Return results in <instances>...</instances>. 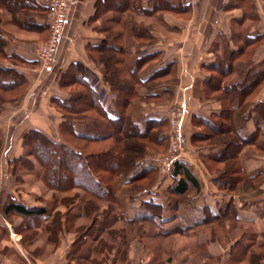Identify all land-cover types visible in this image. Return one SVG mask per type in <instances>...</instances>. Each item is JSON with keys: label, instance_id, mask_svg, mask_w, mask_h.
Segmentation results:
<instances>
[{"label": "crops", "instance_id": "1", "mask_svg": "<svg viewBox=\"0 0 264 264\" xmlns=\"http://www.w3.org/2000/svg\"><path fill=\"white\" fill-rule=\"evenodd\" d=\"M33 1L43 10L33 14L32 30H23L12 24L9 16L6 17L10 29L4 37L9 42L5 52L9 56H19L27 62V64L16 68L29 81L28 92L21 101V106L25 107L24 115L26 117L21 123L14 124V127H11L13 125L9 123V125L5 123L0 125V134L7 137L6 154H9L7 156L9 161L21 156L23 151L21 135L25 131L37 129L56 140L55 136L59 134L62 113L54 107L53 100L55 98L61 100L71 98L70 92H66L65 88L60 85L62 74L73 65H81L85 69L83 79L89 83L92 82L99 88L102 82L97 79L96 75H92L93 72L95 74L101 71L95 66L96 60L93 57L100 56L97 49L106 45L123 47L120 41L122 42L124 37L118 38L119 36L115 35L113 41L105 37L108 18L105 19L104 16L109 13L107 8L112 9L118 2L120 3V0H79L78 6L70 15L58 63L53 68L41 71L35 50L46 40L48 35V11L39 0ZM169 1L185 8L172 11L162 6L156 14L133 16V22L140 25V29H145L146 32L143 36L137 34L136 36L131 32L127 39L135 42L147 39L148 43L145 45L132 43L128 45V49L125 48L127 53L135 56L128 63V68L139 71L138 81L141 82V84L136 83L138 96L128 109V115H135L138 121L159 120L167 117L168 105L181 103L188 115L183 125L185 128L197 117L209 119L213 115L221 113L220 101L215 98L208 100L204 96L203 83L210 76V71L206 69V66L218 62L219 56H223L226 48L230 52L239 51V58L233 63L236 69L233 81H241L246 78L251 68L246 62L249 54L251 61L255 64L264 61V0H200L195 7H191L186 0ZM151 2L152 0H139L138 4L141 8L147 9L151 7ZM118 27L121 29V23ZM140 29L138 28V30ZM145 35L147 38H144ZM246 35L253 38L260 36V41L253 52H249L250 47L245 48ZM115 42L119 45H115ZM124 52L123 49L121 53ZM145 56H148V60L140 63V60ZM101 58L102 56L99 57V59ZM170 66L171 73L161 77L160 81L162 82L158 84L159 86L153 85L157 84L154 82L148 84L147 80L152 74ZM89 69L92 70V73H87ZM173 73L175 80L169 82V77ZM131 79L133 82H137L136 78ZM96 91L99 103L106 111L105 107L109 105L108 96L106 97L104 90L101 92L97 89ZM101 93L105 94V97L101 96ZM167 95L169 96L168 102L160 103V100ZM263 101L264 87L255 97L254 103ZM109 109L116 115H121L114 103H110ZM4 115L10 114L3 112L0 119L5 118ZM12 115H16L15 110ZM33 115H41L46 120L49 119V122L52 119V124L45 120V124L38 125V121L35 119L33 121L30 118ZM255 115L253 113V117L245 123L242 133L245 137H249L255 135L259 129V139L263 142L264 147V123L257 126L253 119ZM35 122L36 125H32ZM97 135H101V133ZM214 150L218 151L219 149ZM182 160L193 167L194 162L186 157ZM153 163L150 160L144 162L145 165ZM244 166L247 173L252 176L264 172V154L254 153L246 157ZM173 183L172 178L163 177L156 190H150L145 197L140 196L141 198L137 197L135 201L130 202L129 211L124 213L128 222L125 221L123 222L125 224L122 225V221H114L113 228L125 229L129 244L124 255L115 256V250L111 252V258L115 257L113 264H227L236 239L220 238L216 235L217 232L212 230L213 224L197 226L202 220L203 214L195 207L199 209L209 207L214 212L217 211L218 206L226 204L223 202L224 200L227 203L233 200L237 204L238 197L230 196L223 200L222 197L216 195V188L212 184H207L205 189L194 197L193 206L186 205L187 208H181L180 216L177 219L164 224L132 222L142 200L157 199L167 203L165 194L167 195L166 191ZM260 189L264 192V181ZM24 196L30 199L28 194ZM8 197L20 201L13 194L6 195L5 199ZM36 199L38 198L32 200L34 202L29 203V206L42 207L41 204H38L39 202H36ZM114 214L112 217L115 216ZM237 220L254 223L253 225L258 228L259 235L264 234V217L257 216L254 210L238 208ZM21 223L22 218H18L15 225L5 218L1 219L0 226L4 229L3 231L0 229V264H27L17 249L21 243L18 239L19 236L13 230ZM60 234L59 238L51 237L48 242L45 237L35 242L37 251L33 254L34 264H75V257L78 254L71 255L77 234L74 233V229ZM94 243V238H89L79 254L83 256L90 254ZM117 257L118 259H116Z\"/></svg>", "mask_w": 264, "mask_h": 264}, {"label": "trees", "instance_id": "2", "mask_svg": "<svg viewBox=\"0 0 264 264\" xmlns=\"http://www.w3.org/2000/svg\"><path fill=\"white\" fill-rule=\"evenodd\" d=\"M138 3L139 0H120V3L118 2L112 9L107 8V12L109 11L108 14L110 15L107 19L105 32L112 34L117 30L120 23L124 25V16L127 12L151 15L156 14L162 6L172 11L178 8H185L169 0H152L151 7L147 9L141 8ZM40 10H43V8L38 6L33 0H0V23L1 18H3L2 14H5L10 17L12 24L29 31L33 29V14ZM1 28L0 26V60H13L19 64H27L19 56L6 54L7 41L3 32H1ZM136 32L138 34L140 30ZM123 35H125V32L121 30L116 37ZM259 41L260 36L253 38L246 35L245 48L250 47L249 52H253ZM97 50L102 57L109 55L112 60L111 64L116 66L122 64L120 60L112 59L109 53H113L116 56L121 54L122 56L123 47L117 48L114 45H106ZM238 52H230L226 48L218 62L206 66V69L210 71V76L203 83L204 95L207 98H215L220 101L222 111L209 119L200 117L195 119L200 124L198 127H204L209 130V133H195L194 135L197 137L208 141L221 136L229 139V143L221 145L222 149H219L216 153L209 154L211 157L217 155L221 161L224 159L223 156L227 155V158H230L232 163L235 161L239 166L238 171L228 168L229 171L231 170V176L218 182L220 190L225 191L235 185L234 181L237 182L240 179L251 181L257 177V175L246 176L244 165L240 162L239 156L240 151L244 147L256 143L260 135L258 129L255 135L245 137L242 133L245 123L252 117L253 113L257 116V126L264 120V101L257 104L253 103L257 94L264 87V61L255 64L251 61L249 54L246 62L251 68L246 78L241 81H233L236 73L233 63L239 58ZM100 56L93 57L94 59H99ZM147 60L148 56H145L140 60V63H144ZM84 71L85 69L81 65H73L63 73L60 79L61 87L66 88L74 85L79 89L71 93L69 100L58 98L53 100L54 106L63 115V122L60 126L61 134L67 138L70 144L53 140L43 132L33 129L23 136L24 145L30 156L29 159L21 158L15 162L29 161L30 167L26 166L29 170L36 169L37 165L40 166L38 178L47 188L55 192L53 198L55 206H57L56 204L76 206L80 199L84 200L83 209L76 217H85L88 220V224L78 225L76 229L74 228L77 240L73 244V249L76 254L79 253L91 237L94 238L95 243L91 248L90 254L77 256L74 262L75 264H107L109 258H111V252L115 250V256L120 252L121 245L118 244L119 240L121 242L122 240L124 241L125 247L129 244L125 229L113 228L114 221L128 222L125 215L121 216L116 213L117 211L113 210V208H120L122 186L124 185L127 189H131V198L135 199L140 193L150 192V184L155 181L157 175V166L145 165L140 161V158L144 156L147 150V144L145 143L146 146H140L138 143H142L144 140L150 144L159 145L163 143L165 137L159 134L158 131H161L166 126L169 119L163 117L159 120L138 121L128 117V108L133 98L138 96L137 84H141L138 81L139 71L130 69V84L112 79L113 75H110V78L108 74H105V79L112 85L113 90L119 96V109L121 112V116L117 118L109 117L104 107L99 103L97 91L91 87L87 80L83 79ZM171 71L172 68L170 66L155 72L147 80L148 84H153L150 82H162L160 81L161 77L166 76ZM112 73L121 75V72L119 73L114 69ZM131 78H136L137 82H133ZM26 90L27 80L18 69L0 65L1 102H18ZM91 112L96 114V118L100 121L108 123L110 127L108 133L97 135L89 132L83 133L79 130L76 122L81 120L82 117V119L88 120L92 114ZM220 121L228 124V126L223 128ZM154 134H158V138L153 139ZM70 138H72L73 142L70 141ZM132 142L137 144L134 145ZM170 176L174 183L166 193L171 200L167 203L155 201L154 199L142 200L132 222L164 224L177 219L180 216L183 205L193 206V200H186L185 195L191 190L199 192L201 188L188 162L178 159L170 171ZM122 179L125 182L121 184ZM147 180L149 184L144 185L146 183L144 181ZM104 205H107V207L104 208ZM234 205L235 203L228 202L225 205L218 206L217 211L214 212L209 207L202 209L195 207L203 214L202 220L197 226L223 221L228 216V219H236L237 211ZM46 208L40 206L31 207L12 197H8L5 202L0 203L1 214L11 224H14L15 219L22 218L21 232H30L42 228V224L48 222L51 218ZM173 210L176 212L166 215ZM113 214L115 216L112 217ZM54 218V223L49 225L50 228L48 227L49 230L52 228L55 229L53 231L59 233L69 231L62 224L61 214H56ZM16 231L17 229H15ZM17 233L20 232L17 231ZM114 260L115 257L112 258V261ZM227 264H264V241L255 249V245L245 243L243 239L236 240L232 245Z\"/></svg>", "mask_w": 264, "mask_h": 264}, {"label": "rangeland", "instance_id": "3", "mask_svg": "<svg viewBox=\"0 0 264 264\" xmlns=\"http://www.w3.org/2000/svg\"><path fill=\"white\" fill-rule=\"evenodd\" d=\"M199 2L196 5H190V6L195 7L199 4ZM109 15L110 14L104 16V18L105 19H106V17L108 18ZM133 16H139V15H137L136 13H131V12L125 13L124 25H121L122 26L121 29H119V27H117V30L114 31L112 34L105 33L106 34L105 37L110 38V40L113 41L114 40L113 37L115 35H118L121 32V30H123V32H125V35L122 36V37H124V39H122V42L120 41V44L123 45V49L125 51L122 54V56H121V54L119 56H116L113 53H109L112 56V59L116 58V59L120 60L123 65L121 64V65L116 66L115 64H111L112 60H111L110 56L105 55L101 59H94V60H96L95 66H97V68L101 69V71H99L100 73L98 72V73L94 74V72L92 73L91 69H89L87 71V73H92V75H96L97 79L102 82V84H101L102 86L100 85V87L98 89L101 90V92L103 90L105 91L106 97L108 96V102L114 103V106L118 109V112L120 114H121V112L119 109V96L117 95V92H115L113 90L112 85L107 81V79H105V74H108V76L110 78H111L110 75H113L112 79H116L118 81L119 80L124 81V82L130 84L129 77L131 76V74L129 72L128 63H130L132 61V59L135 58V56L127 53L126 49H128V47H129L128 45H130L132 43L138 44V45H142V44L145 45L148 43L147 39L143 40V41H138V42L127 39L130 36L129 33L132 32L136 35L137 34L136 31H138V28L140 29V25H136V23L133 22V20H132ZM2 17L3 18H1L0 26L2 27L1 32H3L4 37H5L7 31H9V29H10L9 28L10 26H8V22L6 20V17H8V16L5 14H2ZM131 27H135V28H131ZM133 29H135V30H133ZM144 32H146L145 29H140V33L137 35L143 36L145 34ZM65 33H66V31H65ZM49 36H50V29L48 26V35H47L46 40H44L41 43V45H39L35 50V56H36V59L38 61V66H39L41 71H46L50 68H53L58 63L59 53L61 50L62 43L64 41V39L61 41L58 52L55 55L56 61L48 66V65L44 64V60L38 56V50L41 46L45 45L48 42ZM125 37H126V39H125ZM144 38H147L146 35ZM8 43L9 42L7 41V45L5 47V50L9 45ZM115 45H119V44L116 43ZM219 58H221V56H219ZM0 65H7V66L15 69L16 67H19L22 64H19L18 62H15L13 60L12 61L11 60H8V61L0 60ZM31 66H33V65H31ZM113 69L115 71L117 70L119 73L121 72V75H118L117 73H115V74L112 73ZM120 76H121V79H120ZM174 77H175V74L173 73L172 76L169 77L168 81L169 82L171 80L173 81ZM26 80H27V78H26ZM159 83H161V82H158L156 85H158ZM28 85H29V81L27 80V90L25 91V93L22 95L21 99L18 102H12V101L11 102L10 101H2L1 102L0 101V116L3 115V112L10 114V115H4L5 118L0 119V125L2 123H5L7 125H9V124L13 125L11 127H14V124L21 123L22 120L26 117V115H24V108L25 107L21 106V101L23 100V98L26 96V94L28 92ZM153 85H155V84H153ZM78 89L79 88H76L74 85H72V86L70 85L69 87H66L64 90H66V92H70V94H71L72 92L77 91ZM201 89H203V88H201ZM203 93H205L204 89H203ZM168 98H169L168 95L165 96L164 98H162V100H160V103H163V104L167 103L168 102L167 100H169ZM209 99H211V98H208V100ZM135 100H136V97L133 98L131 105H133V102ZM254 102H255V99L253 100V103ZM131 105L129 106V108L131 107ZM35 106L38 107V105H35ZM180 106H182L185 110V107L181 103L168 105L169 109L167 111V118H168V116H170L174 112L175 109L176 110L179 109ZM14 110L16 112V115H12ZM17 113H19V114H17ZM118 116H121V115H118ZM187 116L188 115H187L186 110H185V115H184L182 125H184ZM96 117H97V115L94 113H92L90 115V118L88 120H84V119H82L83 117L82 118L80 117L81 120L76 122L77 125L79 126V130L83 133L86 131V132L95 133V134L101 133V135L108 133L109 128H110L108 126V123L105 121H100ZM128 117L132 118V119H136L135 115H128ZM30 118H32L33 121H34V119H35V121H38V125L45 124L46 121L49 122V119L46 120L45 117L43 118V117H41V115H33ZM42 118H43L44 122L42 121ZM256 118H257V116L255 115V117L253 119L256 121ZM61 119H62V121H61V123H62L63 122V115H61ZM49 123L52 124V119H51V122H49ZM198 123L199 122L197 120H192L191 124L188 127H185L182 129L183 151L180 153V155H181L180 159H184V157H186L191 162H194V165H193V167H191V169H192V172L195 174L196 178L198 179L199 184H200V188H201L199 192H193L192 190L189 191L185 195V199L186 200H189V199L193 200L194 197H196L198 194H200L205 189L207 184L208 185L212 184L216 188V195L222 197L223 200H224V198H228L230 196L238 197L237 201H236L237 204L234 205L236 208V211L238 208L239 209L254 210V213L257 214V216L264 217V192L260 189L262 184H263V181H264V172L255 174V176L257 175V177H255L251 181H247V180H243V179H240L237 182L234 181L235 185L231 186L228 191L220 190V188L218 187V182L220 180L226 179L227 177H230L231 176V174H230L231 170L238 171L239 166H238V164H236L235 161L232 163L230 158H227V155L223 156L224 157V159H222L223 161H221L220 158L218 159L217 155L215 157H211L209 155L211 153L217 152V150H214V149H222L221 145L223 143H229V139L221 136V137L214 138L211 141H208L207 139H202L201 137H197L196 135H194L195 133H199V132L200 133H209V130L207 128L198 127L200 125ZM220 123L222 124L223 128H226L228 126V124L223 123L222 121H220ZM263 123H264V120L262 122H260V124H263ZM32 125H36V122ZM60 126H61V124H60ZM30 130H33V129H30ZM30 130H28V131H30ZM28 131H25L21 135V145L23 147V151H22L21 156L13 159L12 161H9L7 159V156L9 155V154L8 155L6 154V151H7V149H6L7 139L6 138L7 137L4 136L3 134H0V139H1V142H0L1 143L0 144V200L2 199V201L5 202L7 200V199H5V196L13 194L18 199H20L21 202L28 204V205H29V203L34 202L32 200H34L35 198H38L39 201H38V199H36V202H39L38 204H41L42 207H47L46 209L48 210V213L51 215V218L48 220V222L42 224L43 225L42 228H40L38 230H32L30 232H28V231L21 232L22 223L13 228L14 231H15V229H17V231L20 232V233H17V231L15 232V234H17L19 236L18 239H19V242L21 243L20 247H17L19 253L25 259L27 264H34L33 263L34 255L33 254L35 251H37V247H36L37 243H35V242L38 239L43 238V237H45V240L48 242L51 237L56 236L55 238H59L60 237L59 235H61L59 232L53 231L55 229H52V228H51L52 230L48 229V227L50 228L49 225L54 223L53 221L55 219L54 217L56 216V214L57 215L61 214L62 221H63L62 224H64V226L66 227L67 230H72L74 228L76 229L78 227V225L88 224V220L85 217H82L81 219L76 217V215H78V213H80L83 209V204H84L83 199H80L79 203L76 206H70V205L61 206L58 204H56L57 206H55L54 205L55 200L53 199L55 192L53 190H50L49 188H47L38 178V172H39L40 166L37 165L36 169L29 170V168L26 167L27 165H28V167H30L29 163H28L29 161L26 160L27 162H20V163L15 162L16 160H20L21 158L22 159L23 158L29 159V157H30L29 153L27 152L28 150L26 149V147L24 145V140H23L24 134L27 133ZM158 132H159V134H161L162 136L165 137V141L163 143H161L159 145L150 144L149 142L147 143V141L145 142V140L142 143H138V144H140V146L141 145L146 146L145 143L147 144V150L145 151V154L143 153L144 156H142V158H140V161L144 164V162L150 160L151 163H153V162L154 163L149 164V165H154V166L157 165V167H158L155 181L150 184L151 187H150L149 191L150 190L151 191L156 190L158 188L157 185H158L159 181L163 177H165V178L167 177V175H165V172H163V170L161 169V167L158 166V164L159 165L162 164L163 159L165 157H167V155L170 153L171 143H172L170 138H171V136L175 135V132H174V129L172 127L170 120H168V123L166 124V126L163 127V129H161V131L159 130ZM45 135H47V134H45ZM158 136H159L158 134H154L152 138L155 139V138H158ZM55 138L57 141H61V142H64L66 144L69 143L67 141V138L65 136H63V134H61L60 127H59V134L57 136H55ZM70 141L73 142L72 138H70ZM132 143L134 144L135 142H132ZM262 143L263 142H261V140L258 138L256 143L244 147V149H242L240 151V156H239L240 162L244 165V161H245L246 157H248L254 153L264 154V147H263ZM136 144H134V145H136ZM23 161H25V160H23ZM228 168L231 170L229 171ZM244 171L246 173V176L248 177L250 174H248L247 171L245 170V166H244ZM168 177L171 178V176H169V175H168ZM124 182H125V180L122 179L121 184ZM144 182H146V183H144V185L149 184L148 180L144 181ZM130 190L131 189H127V187H125L124 185L122 186V190L120 191V194H121L120 208H118V209L113 208V210L117 211L116 213L121 215V216L122 215L124 216L125 215L124 213H126L127 210L129 211V209L131 207L130 202L132 203V201H135V199L131 198L132 194H131ZM147 193H148L147 191L145 193H140L138 197H140V196L145 197V195ZM25 194H28L30 196V199L25 198V196H24ZM39 195H41V196H39ZM165 198H166L167 202H169V200H171V198L169 197L168 194L167 195L165 194ZM154 200L156 201L157 199H154ZM2 201L0 203H3ZM157 201H159V200H157ZM223 202L227 204V202L225 200ZM230 202L234 203L233 200H231ZM103 207L106 208L107 205H104ZM181 208L182 209L187 208L186 204L183 205V207H181ZM175 212L176 211L173 210V211L167 213L166 215H171L172 213H175ZM228 217L226 218V220H223V221L221 220V221H216L214 223H211V224H213V226L211 227L212 230L217 232L216 235H218L220 238L221 237L226 238L227 240H232V239L242 240L243 239V242L252 244L253 246L255 245V249H257L258 245L264 241V234H262L261 236L259 235V233L257 231L258 228H257V226L253 225L254 223L252 224L251 222L246 221V220L240 222L237 220V218L236 219H233V218L228 219ZM3 218L4 217L0 211V222H1V219H3ZM13 223L15 225L17 223V219H15ZM121 224L124 225L125 223L122 222ZM211 224H207V225H211ZM0 229L3 231L4 228H2L0 226ZM33 231H35V232H33ZM31 232H32V234H31ZM63 233H64V231H63ZM128 239L129 238H127V240ZM118 244L121 245V249H120V252L117 254V256L120 254L124 255V253L127 249V247H125L124 241L122 240V242H121L119 240ZM74 254H76V253H75L74 249H72V255L71 256H73ZM77 254L79 257L83 256L79 253H77ZM71 259H72V257H71ZM116 259H118V257ZM114 262H115V260L112 261V258H109L107 264H113Z\"/></svg>", "mask_w": 264, "mask_h": 264}, {"label": "built area", "instance_id": "4", "mask_svg": "<svg viewBox=\"0 0 264 264\" xmlns=\"http://www.w3.org/2000/svg\"><path fill=\"white\" fill-rule=\"evenodd\" d=\"M200 0H186L190 5H196ZM40 3L48 11V26L50 29V36L48 42L41 46L38 50V56L44 60V64L51 65L56 61L55 55L58 52L61 41L65 37V31L70 19V15L73 10L78 6L79 0H39ZM91 87L97 90V86L90 82ZM103 93H101V96ZM105 97V94L103 95ZM110 103L106 108V111L111 118L119 117L116 113H113L109 109ZM185 110L182 106L179 109H175L174 112L168 116L175 135L171 136V149L170 153L163 159L162 164H158L159 167L165 172V175L170 176V171L173 168L174 163L180 159V153L183 151V119ZM162 161V160H161Z\"/></svg>", "mask_w": 264, "mask_h": 264}]
</instances>
